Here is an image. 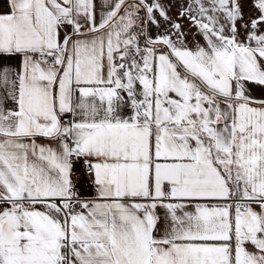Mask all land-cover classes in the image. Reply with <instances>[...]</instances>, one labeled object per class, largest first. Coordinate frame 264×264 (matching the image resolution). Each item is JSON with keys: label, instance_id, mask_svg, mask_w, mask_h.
I'll list each match as a JSON object with an SVG mask.
<instances>
[{"label": "snow or ice", "instance_id": "obj_1", "mask_svg": "<svg viewBox=\"0 0 264 264\" xmlns=\"http://www.w3.org/2000/svg\"><path fill=\"white\" fill-rule=\"evenodd\" d=\"M0 264H264V0H0Z\"/></svg>", "mask_w": 264, "mask_h": 264}, {"label": "crops", "instance_id": "obj_2", "mask_svg": "<svg viewBox=\"0 0 264 264\" xmlns=\"http://www.w3.org/2000/svg\"><path fill=\"white\" fill-rule=\"evenodd\" d=\"M84 191H85V192H87V191H88V189H87V186H85V188H84Z\"/></svg>", "mask_w": 264, "mask_h": 264}, {"label": "built area", "instance_id": "obj_3", "mask_svg": "<svg viewBox=\"0 0 264 264\" xmlns=\"http://www.w3.org/2000/svg\"><path fill=\"white\" fill-rule=\"evenodd\" d=\"M85 188V187H84ZM84 188L82 189V191H84Z\"/></svg>", "mask_w": 264, "mask_h": 264}]
</instances>
